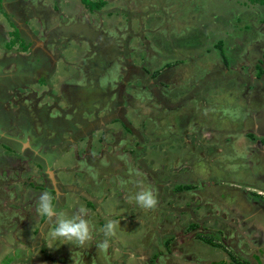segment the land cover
I'll return each instance as SVG.
<instances>
[{
    "label": "rangeland",
    "instance_id": "obj_1",
    "mask_svg": "<svg viewBox=\"0 0 264 264\" xmlns=\"http://www.w3.org/2000/svg\"><path fill=\"white\" fill-rule=\"evenodd\" d=\"M91 1L0 0V264H264V5ZM35 165L34 187L73 184L62 205L88 209L85 247L48 239L39 197L5 181ZM141 183L154 210L128 203Z\"/></svg>",
    "mask_w": 264,
    "mask_h": 264
},
{
    "label": "clouds",
    "instance_id": "obj_2",
    "mask_svg": "<svg viewBox=\"0 0 264 264\" xmlns=\"http://www.w3.org/2000/svg\"><path fill=\"white\" fill-rule=\"evenodd\" d=\"M158 95L163 99L159 103H163L162 105H165V108H168L166 111H168L170 105L167 106V103L170 100H167V96H163L161 93H158ZM52 181L54 182L53 184L56 183L54 180ZM121 186L126 187L124 181H121ZM58 190L60 189L58 188ZM53 200V194L45 191L40 195L36 203L37 214L42 218H47L48 221L55 225L49 231L48 239L52 242L60 241L63 244L85 247L93 239V227L88 219V209L81 205L73 215L69 216L62 211H58L53 204ZM128 203L135 204L144 211H149L154 210L158 206L159 201L153 187L145 186L141 183L137 191L128 195ZM120 227V221L105 217V224L101 231L106 237H114ZM96 247L98 254H107L110 245L106 239L98 243Z\"/></svg>",
    "mask_w": 264,
    "mask_h": 264
},
{
    "label": "crops",
    "instance_id": "obj_3",
    "mask_svg": "<svg viewBox=\"0 0 264 264\" xmlns=\"http://www.w3.org/2000/svg\"><path fill=\"white\" fill-rule=\"evenodd\" d=\"M25 147V146H24ZM24 147H23V149L21 150V151H18V153H20L19 155H22V156H26L24 159H22L21 160V162L23 163V164H27V165H29V164H31V168H32V170H33V164L34 163H31L30 161H32V159H30L28 156H27V154H26V150H24ZM25 153V154H24ZM4 154V152L2 153V155ZM9 157L10 158H12V160H14V159H16L17 158V156L15 155V154H9ZM29 164H28V163ZM36 166V165H35ZM36 168H37V173L36 174H34L32 171H31V173H28V171H26L28 174H29V178H27V177H25V178H23L22 177V174H21V172L19 173V175H16V177L15 178H13V179H11V180H5L6 182H8V184H10V185H12L13 183H15V185H24L25 186V193L28 195V194H35L36 196H38V197H40V195L43 193V192H45V191H48L47 190V186L45 187V188H41V189H38V188H36V187H34V185H33V182L35 183V180H37V178H42V176H41V170H42V168L41 167H39V166H36ZM36 170V169H35ZM7 174V173H6ZM1 176H3V175H1ZM25 179H29V184H25L26 182H24V181H26ZM66 182V181H65ZM49 187V186H48ZM48 192H50V191H48ZM69 191H67V192H65L64 194H71V193H68ZM50 193H52V192H50ZM53 194V196H55V194H54V192L52 193ZM72 195V194H71ZM65 196H67L66 198H65V202L66 201H69L68 200V198H69V196L68 195H64L63 197H65ZM37 203V202H36ZM33 204V203H32ZM21 207H23L24 205H25V203L24 204H19ZM36 206V205H35ZM8 207H3V209H2V214L5 212V210L7 209ZM36 208V207H35ZM33 210L31 211V214H32V216L33 215H35L34 217L36 218V216L37 217H40L38 214H37V212L34 210V208H32ZM74 209V208H73ZM58 211H62V212H67V208H66V206H64V205H62V204H60L59 206H58ZM6 222V221H5ZM10 222H7V225L9 224ZM32 225H33V231L32 232H34L35 231V227H36V223H35V221H32ZM31 225V226H32ZM31 226L29 227V231H30V228H31ZM27 229V230H26ZM25 230L26 231H28V227H25L23 230H22V234H21V236L24 234V232H25ZM28 231V232H29ZM20 236V235H19ZM119 256V255H118Z\"/></svg>",
    "mask_w": 264,
    "mask_h": 264
},
{
    "label": "flooded vegetation",
    "instance_id": "obj_4",
    "mask_svg": "<svg viewBox=\"0 0 264 264\" xmlns=\"http://www.w3.org/2000/svg\"><path fill=\"white\" fill-rule=\"evenodd\" d=\"M249 78H251L252 79V77H249ZM254 79V78H253ZM156 87V86H155ZM171 90H168V91H166V88L165 89H161V94L163 95V96H166V94L168 95L169 93L168 92H170ZM160 91H159V87L157 86V88H156V90H155V93L156 94H154L155 95V97L157 98V100L159 101V102H161V100H159V95H158V93H159ZM118 93H120V91L118 92ZM188 94V93H187ZM121 93H120V95L117 97V99H116V106H117V109H116V113H120V112H122V113H124L125 114V108H124V106L122 105V98H121ZM83 99L85 100V97H83ZM191 100H189V101H187L188 103L190 102ZM188 103H187V105H188ZM147 105H148V103H147ZM122 106H123V108H122ZM164 106V108H165V105H163ZM189 107H188V109L190 110H192V108H191V105H188ZM109 108H111V107H109ZM121 110V111H120ZM124 114H122L120 117H121V119H120V121L123 123V125L124 126H126V127H128V128H131L133 125H134V123L136 122V120L133 122V118L132 119H128ZM141 118V117H140ZM137 119V118H136ZM173 125V124H172ZM215 127L217 128L218 127V125H215ZM212 131H214V130H212ZM248 136V135H247ZM243 164V163H242ZM52 183H54L53 181H52ZM57 183V182H56ZM54 184V190L55 191H57L58 193L57 194H55V192H54V194H55V196H54V198H56L57 199V197H59L57 200H59V205L60 204H64L65 203V198L64 197H62V195L64 196L65 194V192H67V191H70L71 192V190H73V188H71V186H73V184H70L69 183V185L68 186H66L65 187V185H62L61 183H58V184ZM75 186V185H74ZM52 187V186H51ZM60 188V190H58V188ZM67 189H69V190H67ZM75 189V188H74ZM76 189H77V191H74L75 193H78V195H80V196H84V197H86V201H92V197L91 198H89L88 197V194L86 195V193L83 191V189L81 190V189H79L78 187H76ZM89 198V199H88ZM75 200V199H74ZM76 203L78 202V200L77 201H75ZM92 203V202H91ZM57 207H58V205H57ZM102 215H104L103 213H102Z\"/></svg>",
    "mask_w": 264,
    "mask_h": 264
},
{
    "label": "trees",
    "instance_id": "obj_5",
    "mask_svg": "<svg viewBox=\"0 0 264 264\" xmlns=\"http://www.w3.org/2000/svg\"><path fill=\"white\" fill-rule=\"evenodd\" d=\"M252 1H258V2H260L261 4H263L264 5V0H252ZM85 3H87L88 4V6L89 7H93V8H97V7H99L100 5H101V2L100 3H97V2H95V1H91V0H85ZM8 15H9V12L7 13ZM20 40V39H19ZM27 44H25V43H21V49H26L27 48ZM56 156H55V154H54V158H55ZM53 189V192H55V190H54V187H52ZM206 242H208V243H212V239H210V238H203Z\"/></svg>",
    "mask_w": 264,
    "mask_h": 264
},
{
    "label": "water",
    "instance_id": "obj_6",
    "mask_svg": "<svg viewBox=\"0 0 264 264\" xmlns=\"http://www.w3.org/2000/svg\"><path fill=\"white\" fill-rule=\"evenodd\" d=\"M51 174L53 173V172H50ZM53 175V174H52Z\"/></svg>",
    "mask_w": 264,
    "mask_h": 264
}]
</instances>
